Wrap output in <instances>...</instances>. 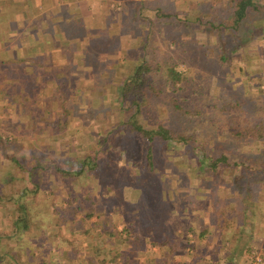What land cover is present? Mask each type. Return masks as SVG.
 <instances>
[{
  "label": "rangeland",
  "instance_id": "rangeland-1",
  "mask_svg": "<svg viewBox=\"0 0 264 264\" xmlns=\"http://www.w3.org/2000/svg\"><path fill=\"white\" fill-rule=\"evenodd\" d=\"M99 1L102 5L106 1L109 7L114 8L113 12L117 13L115 17H119L121 22L113 35L109 34L108 37L97 40L100 44L99 51L105 53L111 49V45L114 47L118 35L121 34H127L125 38L129 44L124 41L125 46H120L116 52L102 55L103 58L109 57L108 60L103 59L104 63L93 65L95 74L91 82L94 85H102L106 81L110 83L111 76L115 74V88L118 81L128 73L130 66L139 61V47L145 42L149 52L146 55L148 59L153 58L152 61L158 60L161 63L172 59L181 62L187 75L190 71L197 72L189 78V84H185L178 91L177 97L191 111L190 117L188 116L191 125L197 126L204 133L213 134L222 143L219 149H232L238 156L255 151V146L259 144L248 145L231 138L226 129L220 127L223 126L222 112L214 113V110L216 105L232 101L236 97L244 96L258 103L264 102L262 14H249L239 23L238 29L233 30L229 28L232 23V0ZM132 2L140 7L135 14L130 9ZM157 7L174 11L180 16L184 13L202 19V15L208 16L214 20V26L219 23L221 27H207L205 22L179 23L175 15L170 18L159 17L156 16L159 13ZM136 16L138 20L135 19ZM223 51L227 58L221 60L219 54ZM113 63H117L116 69L111 67ZM165 97L158 98L159 101L155 104L156 115L144 119L139 113L136 114L140 124L147 128L153 127L158 118L174 129L179 127L181 119L178 111L173 108L169 95ZM83 100L86 104L85 110L67 109L68 114L65 113L63 118L61 112L57 124L52 122L44 127L48 133L45 135L53 136V141L45 136L44 141L38 138L28 146L24 142L30 133L24 127L25 123L22 127H13L16 134L12 127L6 129L13 134L10 133V136L0 140V245L5 249L0 256V264H14L15 261L32 264L41 255L11 253L12 246L26 242L40 245L44 242V248L49 252L47 259L51 264H71L74 261L77 264H90L89 261L95 264H136L142 262L143 259H139L142 256L136 255L132 259L127 252L134 250L135 253L147 246L140 239L151 240L152 235H155V239L160 240V237H164L165 230L171 231L170 226H174L176 219L180 228L171 240L177 249L181 248L182 253L185 250V255L177 257L183 259L185 256L187 260L191 256L186 255V247L199 251L202 246L200 235L203 236L207 231L202 216H207V211L214 213L213 227L209 228L213 231H218L215 222L224 223L227 217L230 218L229 231H233L235 239L228 243L223 240L221 244L233 247L232 250L237 249L234 253H229L230 249H226L228 254L224 255L225 259L221 254H213L210 256L213 264L221 258L222 264H234L236 261L240 263L244 256L248 259L251 249L264 251V215L262 222L251 223V220H256L257 214L254 211L255 206H249L250 203L264 202L263 173L258 171L253 174H239L237 170L230 168L222 174H216L199 168L196 161V157L200 156L199 152L188 151L189 146H169L163 142H154L152 145L154 164L151 169L146 168L145 148L148 142L145 138L137 134L122 135L117 132L115 140L113 126L128 114L120 108L116 91L115 95L109 92L104 100L93 105L91 99H86L85 95ZM196 108L198 112H195ZM74 115H78L84 126H79L76 121L71 126L67 125L69 117L73 119ZM184 118L182 116L183 120ZM107 132L109 136L103 141L101 137ZM83 155H94L87 161L92 162L94 157L97 160L95 167L85 164L81 160ZM41 170H49V174H41ZM68 188L75 192L74 197L68 192ZM259 193H263V196ZM39 202H50V214L49 217L41 219L42 221L39 219L36 221L38 223H34L37 219L35 211L39 208L35 204ZM63 202L78 204L80 208L77 211L83 218L81 228L88 231H85V236L92 237V247L86 246L84 240L81 247L75 250L79 256L74 255V258L57 252L59 238L66 237L62 231L65 226L61 225L59 229L52 227V206H62ZM123 202H126L125 209H122ZM180 202L188 209V219L178 215L183 213L182 210H177L181 207L177 205ZM87 208L91 209V214L84 216ZM174 211L178 213L172 218L171 213ZM221 212L223 216L220 215ZM70 213L73 211H69ZM127 215L140 227V235H149L146 239L140 236L138 240L134 239L133 246H130L131 239L113 243L115 235H109V231L115 230L116 234L120 230ZM90 217H94L93 220ZM242 219L249 226L247 230H243L244 223L234 222ZM103 220L108 222L105 229L102 227ZM25 222L27 228L23 232L12 233L22 229V223ZM202 228L204 231L200 232ZM51 230L54 233L50 235ZM28 232L35 233V236L41 234L42 238H32V235L27 238ZM4 235L7 236L5 239L1 237ZM128 235L123 233L122 237L132 238V234ZM151 251L154 250L150 249ZM177 257L175 258L178 259ZM203 259L201 254H195L189 262L201 264Z\"/></svg>",
  "mask_w": 264,
  "mask_h": 264
},
{
  "label": "crops",
  "instance_id": "crops-1",
  "mask_svg": "<svg viewBox=\"0 0 264 264\" xmlns=\"http://www.w3.org/2000/svg\"><path fill=\"white\" fill-rule=\"evenodd\" d=\"M125 1L127 2V0ZM103 5L99 0H0V140L10 136V133L13 134L14 132L16 134L17 132L13 130V127H22L25 123L24 127L30 135L27 136L24 143L29 146V143L38 138L44 141L43 137L47 133L44 127H47L49 123L60 120V113L63 110L66 108H73L78 111L86 109L85 100H83L84 95L86 99H91V105L104 100L109 92L115 95V74L111 76V84L109 81L102 85H94L91 82V78L95 74L93 65L102 64L104 63L103 59L104 61L109 59L107 56L103 58L102 55L116 52L120 46H125L124 41L129 44V41L125 38L127 34H121V36L118 35L114 47L111 45V49L106 50L105 53L99 51L100 44L97 43V40L108 37L109 34L113 35L114 30L121 24L119 17H115L117 13L113 12L114 8L109 7L106 1ZM130 9L135 14L137 10H140V7L132 2ZM116 64L113 63L111 67L116 69ZM107 69L108 66L104 70L105 73ZM107 77L100 76V78ZM69 116L71 117V114ZM70 117L69 123H67L68 126H71L74 121L79 126H84L78 115H74L73 119ZM11 127L13 132L6 130ZM46 137L53 139V136L49 137L48 135ZM40 173L49 174V170H41ZM125 203H122V209H125ZM62 204L66 206L67 203L63 202ZM183 204V202H180L177 205H181V207L175 208L182 210L184 213L188 209ZM249 206H255L254 211L257 214L256 220H251V223L258 224L262 222L264 202L250 203ZM35 207L39 208L35 211L37 219L33 221L34 223H38L36 221L39 219L49 217L50 202H39L35 204ZM190 211L193 212V210ZM177 213L174 211L171 213V217L173 218V215ZM183 213H178V215L185 216V219H188V211ZM206 213L207 216H202V220L206 224L205 229H207L203 236L200 235L201 242H199L202 246L199 251L189 249V247L185 249L188 250L186 255H190V258L195 254H201L204 258L201 264H213L210 258L213 254L217 253L224 256L228 254L225 251L226 249H230L229 253H234L237 249L232 250L233 247L229 245H227L229 247H225L221 244L223 240H226L223 241L224 243L233 242L235 239L234 233L232 230L222 232L223 234L210 230V226L213 227L214 213L208 211ZM79 216L77 210L67 215L65 229L63 227L62 230L66 237L63 239L64 236H59V246H57V252L61 255L72 258H74V255L79 256L75 250L81 247V244L85 242L84 240H86V246H91L92 237L85 236V231H88L81 228L83 218ZM259 216L260 218H258ZM93 218L90 217V220H93ZM234 222L244 223L243 230L249 228L245 219ZM173 225V227L170 226L171 231H168L171 238L180 228L177 219L173 222ZM16 232L12 233L16 234ZM29 233L27 238H31V235L32 238L40 239L41 237V234L35 236V233ZM51 233L53 234L54 231L51 230L50 235ZM144 236L146 239L147 236L145 234ZM1 237L5 239L7 236ZM140 237L143 238L142 235ZM159 239L160 242L151 247L144 245L145 247L138 249L133 254L135 256L130 254L132 259H135L136 255L142 256L139 257V259H143L142 262L136 264H153L148 261V258L152 256L156 260L162 261L164 259V247L161 242L163 236ZM42 244L26 242L23 245H15L12 246L11 253H13L12 255H15V253L20 255L24 252L25 255L38 254L41 256L35 258L32 264H51L50 260L47 259L49 252L44 248L45 243ZM150 249L154 251L150 252ZM4 250V247L0 245V256ZM168 253L167 255L172 256L174 264H191L189 262L190 258L185 260V256L183 259L177 257L185 255V250L182 253L181 249L178 250L174 247ZM223 258L225 259L226 256ZM214 262L215 264L223 263L222 258L218 262ZM14 264H18L17 261ZM71 264L77 263L74 261ZM125 264L132 263L126 262ZM154 264H158V262ZM234 264H249V261L244 256L240 263L236 261Z\"/></svg>",
  "mask_w": 264,
  "mask_h": 264
},
{
  "label": "trees",
  "instance_id": "trees-1",
  "mask_svg": "<svg viewBox=\"0 0 264 264\" xmlns=\"http://www.w3.org/2000/svg\"><path fill=\"white\" fill-rule=\"evenodd\" d=\"M231 6L232 23L229 28L233 30L238 29L240 25L239 23L253 12H259L264 16V10H262L264 9V1L261 2V0H232ZM156 9L159 12L156 16L170 18V16L175 15L179 19V23L205 22L207 27H221L219 23L214 26V20H211L208 16L202 15V17H204L202 19L196 15L192 17L184 13L180 16L174 11L172 12L158 7ZM137 18L138 16H136L135 19L138 20ZM139 48H141L139 52V61L130 66L128 73L122 77L116 85L115 91L119 106L123 111H127L128 114H126L125 118L118 120L113 126L115 140H117V132L122 135L137 134L145 138L148 143L145 148L146 164H144V166L146 168L149 167L150 169L154 164L152 145L154 142H163L169 146H189L187 149L188 151L193 153L196 151L199 152L200 156L196 157V161L200 169L205 168L207 171H212L216 174L217 172L222 174L225 170L230 168L237 170L239 174H253L258 171L264 174V102L258 103L256 100H251V98L243 96L240 98L236 97L232 99V101L222 102L220 105L215 106L216 109L214 110V113H216V111L222 112L221 119L223 121V126L220 127L226 129L227 134L231 138L243 141L248 145L251 143L259 144L258 146H255V151L244 153L242 156H238L232 149H219L222 145L220 140L214 138L215 136L213 134H210L209 132L204 133L197 126L191 125L190 118H188V116L190 117L191 111L186 109L177 98L179 95L178 91H181L185 84H189V78L195 74L196 71H190L187 75L181 62L170 59L166 60L167 62L164 61L161 63L158 60L152 61L153 58L148 59L146 55L149 52L146 50L145 42ZM225 57L227 58L225 51L219 54L221 60L225 59ZM164 94L169 95L173 108L178 111V116L181 119L179 121V127L174 129L172 126L165 125L161 119L158 118H156L153 127H144L139 123L136 114L139 113L144 119L151 117V115H156L157 110L155 104L159 101L158 98L160 96L163 99L166 98ZM67 109L70 108H66L61 113V116L63 114V118L65 117V113L68 114ZM195 112H198L197 108L195 109ZM182 116L185 117L184 120L182 119ZM57 123L58 122H56V124ZM108 136L109 133L107 132L101 138L105 141ZM121 149L124 152H127L125 148L122 147ZM92 156L94 155H83L81 160L89 167L93 168L95 167L97 160H94L93 157L92 162L87 161ZM54 168L58 167L54 166ZM136 168L139 169V166H136ZM68 192H71L72 197L75 196V192L69 188ZM66 203V206H52V213L54 215L52 227L59 229L61 225H65V217L67 218L69 211L78 210L80 208L78 204L72 205L71 202ZM88 209L89 208H87L84 216H89L91 214V209ZM125 211L128 213L127 208ZM135 214H137V208ZM220 215L223 216L222 212ZM229 220L230 218L227 217L224 223L215 222L214 225L217 227L219 233H222L223 230H229ZM107 223V221L102 222V227H104V229ZM121 225L120 230H117L116 234H114L115 230L112 232L109 231V235H115V241L113 243L131 239L129 240L130 246H133V240H138V237L141 234L140 227L129 218V215H127L126 220ZM25 228H27L26 222L22 223V229H17L16 231L21 233ZM203 229H201L202 232L204 231ZM123 233L126 235L132 234V238L124 239L122 237ZM152 233L153 232H151V234ZM145 235L149 236L148 234ZM143 238L145 239L144 235ZM155 241L160 242V240L155 239V235H152L151 240L140 239V242H144L143 244H146L147 247L148 245H153ZM161 242L164 247V259L160 261L149 257L148 261H150V263L158 262V264H174L175 262L172 256L167 255V253L171 248L175 247L177 249V246L173 244L174 242L171 240V237L167 234L166 230ZM114 247L116 248L115 245ZM127 254H134V250H130ZM89 262L90 264H95L93 261ZM17 263L20 264L19 262Z\"/></svg>",
  "mask_w": 264,
  "mask_h": 264
},
{
  "label": "built area",
  "instance_id": "built-area-1",
  "mask_svg": "<svg viewBox=\"0 0 264 264\" xmlns=\"http://www.w3.org/2000/svg\"><path fill=\"white\" fill-rule=\"evenodd\" d=\"M249 264H264V251L257 250L255 248L248 252Z\"/></svg>",
  "mask_w": 264,
  "mask_h": 264
}]
</instances>
